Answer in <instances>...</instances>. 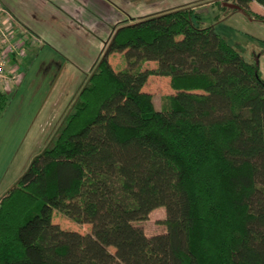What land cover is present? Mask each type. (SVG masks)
<instances>
[{
	"label": "trees",
	"instance_id": "16d2710c",
	"mask_svg": "<svg viewBox=\"0 0 264 264\" xmlns=\"http://www.w3.org/2000/svg\"><path fill=\"white\" fill-rule=\"evenodd\" d=\"M202 1L218 18L236 11L226 3L264 18L251 7L264 0ZM151 76L169 78L161 110ZM9 104L0 91V121ZM161 207L167 231L148 237L135 223ZM55 212L92 233L62 229ZM0 264H264L258 63L193 6L116 28L55 145L0 201Z\"/></svg>",
	"mask_w": 264,
	"mask_h": 264
},
{
	"label": "rangeland",
	"instance_id": "374dc122",
	"mask_svg": "<svg viewBox=\"0 0 264 264\" xmlns=\"http://www.w3.org/2000/svg\"><path fill=\"white\" fill-rule=\"evenodd\" d=\"M200 2L199 5H191L197 6L202 25L214 26L247 60L256 61L264 79V18L250 17L241 10L218 18L221 10L216 5ZM105 31L108 35L106 27ZM43 48L41 46L34 51L27 48V58L21 57L16 62L19 66L24 61L18 70L21 81L14 92L8 93L10 104L0 121V149L4 155L0 164V197L17 185L36 156L55 145L61 130L76 110L80 91L88 83L85 73L72 69L65 56ZM111 57L117 71L126 68L124 53ZM144 90L154 95L158 110L162 109L164 97L172 93L169 78L158 76L148 81ZM15 111L20 112L17 119H14L17 116L13 113ZM13 121L16 128L10 124ZM16 130L25 133L17 134ZM18 141L23 142L19 151ZM170 216V211L161 207L154 210L147 220L135 225L142 228L148 237H153L167 231L165 221ZM54 223L67 231L83 235L92 233L90 224L75 223L58 212H55Z\"/></svg>",
	"mask_w": 264,
	"mask_h": 264
},
{
	"label": "crops",
	"instance_id": "0c3cea01",
	"mask_svg": "<svg viewBox=\"0 0 264 264\" xmlns=\"http://www.w3.org/2000/svg\"><path fill=\"white\" fill-rule=\"evenodd\" d=\"M200 1L0 0V7L7 12L2 14L3 21L11 26L17 37L25 40L26 48L34 51L42 46L53 54L65 56L70 67L84 72L88 80L116 28L184 6H193L197 10L196 5L201 4ZM195 3L197 4L191 5ZM251 7L256 13L264 15V7L257 2H253ZM23 63L24 61L20 62L19 67ZM143 66V69H156L157 62H146ZM14 91L15 87L7 93ZM13 113L17 115L14 119L20 117L19 111ZM15 121L10 123L13 127L16 126ZM22 144L23 142H17L18 151ZM2 150L0 149V164L4 158ZM3 197H0V201Z\"/></svg>",
	"mask_w": 264,
	"mask_h": 264
},
{
	"label": "built area",
	"instance_id": "2783aa9c",
	"mask_svg": "<svg viewBox=\"0 0 264 264\" xmlns=\"http://www.w3.org/2000/svg\"><path fill=\"white\" fill-rule=\"evenodd\" d=\"M6 13L0 7V91L8 92L20 84L21 75L16 63L27 56L26 42L2 18Z\"/></svg>",
	"mask_w": 264,
	"mask_h": 264
},
{
	"label": "water",
	"instance_id": "95a60500",
	"mask_svg": "<svg viewBox=\"0 0 264 264\" xmlns=\"http://www.w3.org/2000/svg\"><path fill=\"white\" fill-rule=\"evenodd\" d=\"M225 6H227L230 9L240 10V7L238 5H235V4L226 3Z\"/></svg>",
	"mask_w": 264,
	"mask_h": 264
}]
</instances>
